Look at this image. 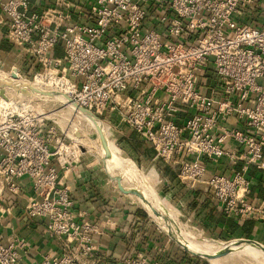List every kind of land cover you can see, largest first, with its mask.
Segmentation results:
<instances>
[{"label":"built area","instance_id":"1","mask_svg":"<svg viewBox=\"0 0 264 264\" xmlns=\"http://www.w3.org/2000/svg\"><path fill=\"white\" fill-rule=\"evenodd\" d=\"M92 1L89 11L80 14L86 23L80 24L71 22L66 0L30 14L23 10L28 0H0V27L40 67L32 82L23 80L18 69L16 75L28 84L42 80L45 86L48 80L97 119L114 112L150 144L154 163L179 166L177 180L188 190L205 177L200 157L242 163L232 177L214 175L206 184L226 217L264 222V202L248 200L247 175L249 166L264 173V28L239 25L235 19L255 0ZM57 45L62 58L51 55ZM210 65L220 85L214 96L199 91ZM179 108L191 115L178 125ZM229 118L242 121L244 130L221 126L215 134ZM42 134L30 98L0 90V215L9 214L4 192L18 196L21 181L29 180L34 194L26 214L46 220L47 232L63 242L60 256H44L39 264H79L92 256L97 234L87 219L76 221L66 183L81 152L58 138L52 144ZM227 142L244 151L224 149ZM25 248L15 238L0 245V264H18ZM121 264L161 263L139 253Z\"/></svg>","mask_w":264,"mask_h":264},{"label":"crops","instance_id":"2","mask_svg":"<svg viewBox=\"0 0 264 264\" xmlns=\"http://www.w3.org/2000/svg\"><path fill=\"white\" fill-rule=\"evenodd\" d=\"M54 1L28 0V5L23 10L28 14L41 12L53 7ZM66 1L71 5V22L86 23L84 15L81 16L80 14L89 11L93 1ZM0 18H3L1 11ZM235 19L239 25L258 29L264 28V0H255L252 6L246 8ZM5 28L0 27V45L3 47L0 48V58L9 60L11 56L20 51L21 54L24 53L21 57L23 67L27 68L29 64L36 66L37 62L34 58L8 40L7 28ZM55 48L51 53L52 56ZM25 70L23 68V71ZM29 70L33 73V70ZM260 84L264 85V82H260ZM199 91L207 96L220 94V85L215 78L214 69L211 65L200 78ZM190 115V111L179 108L174 121L179 125L186 121ZM102 118L110 125L109 128H113L115 133L126 142L136 159L156 165V162L153 161L155 152L150 144L142 140L136 132L122 125L114 112L108 110ZM221 126L244 130V123L234 118L219 123L214 131L215 134L220 133ZM224 149L235 151L238 154L244 151L242 146L233 142H227ZM191 159L194 158L188 160ZM198 161L205 168V177L196 185L194 190H188L178 182L179 166L171 162H158L161 166L159 172L162 180L165 186L171 190L170 198H175L178 211L188 212L195 223L199 224L200 228L202 227V230L209 236H235L229 240H242L241 237H248L247 240H251V242H247L259 250H264V222H241L226 217L206 184L207 180L214 175L232 177L240 171L243 164L231 162L225 158L209 161L200 157ZM51 162L56 167L55 160L52 159ZM56 169L58 172L60 171L59 168L56 167ZM247 175L251 180L248 200L253 203L264 202V173L256 170L254 166H249ZM21 183L22 190L18 196H13L7 192L3 194L4 206L8 208L9 214L0 215V245L8 244L13 238L18 239L26 247L19 254L18 264H39L44 256L52 258L60 256L63 242L47 232L46 220L28 217L25 206L28 198L34 193L29 180L23 179ZM66 183L71 189L70 198L74 204L72 211L76 221L80 222L82 218H85L97 228V234L92 236L94 252L91 257L80 259L79 264H121L123 260L139 253L150 261H159L161 264H203L201 260L197 261L191 256L181 255L180 251L171 250L167 240L160 236V233L152 226V222L148 218L149 214L146 215L143 210L132 206V202H128V195H123L117 191V188L114 189L110 186L111 182L108 177L103 176L100 170L94 168L86 160L82 161L81 156L76 163L74 172L67 176ZM256 240L262 242L263 246Z\"/></svg>","mask_w":264,"mask_h":264},{"label":"rangeland","instance_id":"3","mask_svg":"<svg viewBox=\"0 0 264 264\" xmlns=\"http://www.w3.org/2000/svg\"><path fill=\"white\" fill-rule=\"evenodd\" d=\"M23 54H21L19 51L11 56L9 60H2L0 58V82H4L5 86H7L13 92L15 91L16 94L21 96L25 95L26 97L30 98L34 112L40 120L41 130L43 132L42 137L45 140H52L53 144L55 139L58 138L65 146L74 144V146L78 148V151L81 152V160H86L94 168L100 170L103 176L107 177L101 161V158H104L109 169L113 170V174H116L121 178L122 185L124 187L138 190L141 193H149L148 195L151 199L149 203L152 211L148 210L146 207H143L139 199L134 196H128V202L131 201L132 206L143 210L146 215L148 213L151 216L152 219L149 216L148 218L152 222V226H154L155 229L160 233V236L167 240L171 250L183 252L185 255L187 254L192 258L201 260L203 264H210V260L212 259L219 261V264H260L259 262L254 261L255 259L252 256L248 255L247 253L240 254V252L239 254L228 253L230 255H222L221 253L217 252L218 254H216L215 257L208 260H203L188 254L179 246H177L173 240L166 236V234H168L172 239L192 246L193 248H199L208 242L214 243L217 246H226L232 243L239 244L244 239H246L245 241L249 242H251V240H247L249 238L245 237H241L243 238L242 240H229L235 236L227 235L209 236L204 230H202V227L200 228L199 224L195 223L188 212L178 211L176 206L177 204L174 200L175 198H170L171 190L165 186L162 180V176L159 172V168L161 167L158 164L159 161H157L155 165L153 163L136 159L135 155H133L132 151L127 147L126 142L120 138V135L115 133L113 128H109L110 125H108V123L103 118H100V121L97 122L95 119H93L92 121H95L98 123V125H100V131L106 140L110 144L114 145V147L119 152H122V154L127 159H121V161L114 160V162H112L110 155L119 157L118 154L110 151V148L101 142L100 136H98L95 132V125H93L92 121L83 118L78 110H74L72 107L64 106L61 103V101L64 99L59 94L61 92L54 88V85H50L48 80L43 81V83L46 84L45 86L41 85L42 80H38L35 84L28 85L26 82L16 81L15 79L10 78L11 76H6L7 74H10L12 68H15L16 70H20L19 75L23 80L32 82L33 77L40 73V67L38 64H36V69L33 73H31L30 70H25V72L23 71V68L27 69L21 64V57H23ZM22 83L27 87H21ZM53 95L58 97V99L54 98ZM50 129L55 131L54 136L53 134H47V131ZM129 164L134 165L135 169H131ZM152 174L154 175V178ZM110 186H112L114 189L116 188L114 182H111ZM151 192L154 194H152V197L150 196ZM153 196L158 199L159 204H161L160 206L154 203L155 201ZM250 239L255 240L253 238ZM258 243L263 246L262 242ZM260 251L264 255V250L262 249Z\"/></svg>","mask_w":264,"mask_h":264},{"label":"bare ground","instance_id":"4","mask_svg":"<svg viewBox=\"0 0 264 264\" xmlns=\"http://www.w3.org/2000/svg\"><path fill=\"white\" fill-rule=\"evenodd\" d=\"M6 76H11L10 78H12V76H14L15 80L16 81H23V80H20V78L16 75V74H9V75H6ZM12 78V79H14ZM23 82H26V81H23ZM27 83V82H26ZM25 83V84H26ZM29 85V84H28ZM21 87H27L25 86L23 83L21 85ZM34 88V87H33ZM37 89V88H36ZM0 90L2 91H5L7 93V95H12V96H15V97H23L19 94H16V92L10 90L7 86H5L4 82H0ZM22 90V89H21ZM58 93V92H57ZM64 99L63 101H61V103L64 105V106H68V107H72L74 110H78V112L81 114V116L85 119H89L90 121H92L93 119L97 121H100L99 119H97L96 117L92 116L91 114L87 113V112H84L82 111L80 108H78L77 106H75V104L71 103L69 101V99L64 96L63 93H59ZM26 97V96H25ZM54 98L58 99V97H56L55 95H53ZM60 99V97H59ZM93 122V125H95V132L98 136H100V139H101V142L107 147L110 148V151H113L115 152V154H118L119 157L117 156H114V155H110L111 156V160L112 162H114V160H118V161H121V159H126V157L122 154V152H119L115 147L114 145L110 144L106 138L104 137V135H102V132L100 131V125H98V123H96L95 121H92ZM102 122V121H101ZM103 130V129H102ZM106 151V150H104ZM117 157V158H116ZM127 160V159H126ZM101 161H102V164H103V168L106 172V174H109L110 176L114 177V178H120L119 176H117L116 174H113V170L112 169H109L108 165H107V162L105 161L104 158H101ZM117 162V161H116ZM130 168L131 169H135L134 165L132 164H129ZM111 168V167H110ZM136 171V170H135ZM122 173V172H121ZM132 173V172H131ZM134 173V172H133ZM119 174V173H118ZM135 174V173H134ZM139 175V174H138ZM121 176V175H120ZM153 178H154V175L152 174ZM122 177V176H121ZM116 184V182H114ZM120 184L122 187H124L122 185V181H121V178H120ZM126 190H130V191H133L135 189H129V188H126L124 187ZM148 188V187H147ZM150 189V188H149ZM151 190V189H150ZM135 191H138V190H135ZM139 192V191H138ZM149 193L147 192H139V197H136L137 199H139L140 203L143 205V207H146L148 210L152 211V208L150 206V203L149 201L151 200L149 198ZM151 197H152V192L150 193ZM154 195V194H153ZM128 196H132V195H128ZM156 196V195H155ZM135 197V196H134ZM154 203L156 205H161L159 204L158 202V199L156 197H154ZM160 199V198H159ZM161 201V200H160ZM167 218V217H166ZM176 241V240H175ZM181 246H183L184 248H186L190 253H193L195 255H198L200 257H202L203 259L205 260H208L210 258H213L216 256V254H218L217 252L221 253L222 255H230L228 253H238L240 252L241 253H247L248 255L252 256L255 260L254 261H257L259 262L260 264H264V255L263 253L257 248L255 247L253 244L247 242V241H243V242H240L239 244H235V243H232V244H229V245H226V246H217L216 244L214 243H206L205 245L201 246V247H195L193 248L192 246H189L187 244H184V243H181L179 241H177ZM252 258V259H253ZM210 264H219V261L215 260V259H212L210 260Z\"/></svg>","mask_w":264,"mask_h":264},{"label":"water","instance_id":"5","mask_svg":"<svg viewBox=\"0 0 264 264\" xmlns=\"http://www.w3.org/2000/svg\"><path fill=\"white\" fill-rule=\"evenodd\" d=\"M16 74V69L15 68H12L11 70V74ZM12 78H14V76H12ZM15 79V78H14ZM2 95V94H1ZM44 95V93H43ZM46 95V94H45ZM76 106V105H75ZM78 107V106H77ZM80 108V107H78ZM82 111L84 112H87L85 111L84 109L80 108ZM88 113V112H87ZM90 114V113H89ZM92 115V114H91ZM93 116V115H92ZM108 179L111 181V182H116V188H117V191L123 195H132V196H135V197H139V192L138 191H130V190H126L124 187L121 186L120 184V178H114L112 176H110L109 174H106ZM148 215V214H147ZM149 216V215H148ZM150 217V216H149ZM155 223V222H154ZM166 236H168L171 240H173L177 246H179L182 250H184L185 252H187L188 254L194 256V257H197V258H200V259H203L202 257L198 256V255H195L193 253H190L186 248H184L183 246H181L177 241H175L174 239H172L168 234H166ZM205 260V259H203Z\"/></svg>","mask_w":264,"mask_h":264},{"label":"trees","instance_id":"6","mask_svg":"<svg viewBox=\"0 0 264 264\" xmlns=\"http://www.w3.org/2000/svg\"><path fill=\"white\" fill-rule=\"evenodd\" d=\"M0 48L2 49L3 47L0 45ZM62 55H63V53H62V50H61V48H60V45H58L56 48H55V51H54V57L55 58H61L62 57ZM29 69H31V70H33V72H35V69H36V67L33 65H31V64H29L28 66H27V69L26 70H29ZM25 72V71H24ZM246 238H248V237H246ZM181 255H183V256H185V257H187L188 255L186 254H184L183 252H181ZM195 260H197V261H199L198 259H195Z\"/></svg>","mask_w":264,"mask_h":264}]
</instances>
